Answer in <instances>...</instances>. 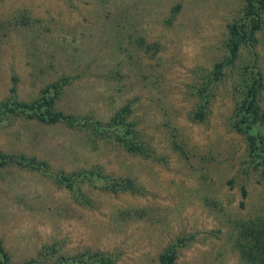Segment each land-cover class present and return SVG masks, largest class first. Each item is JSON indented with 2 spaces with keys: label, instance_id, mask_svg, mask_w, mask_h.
<instances>
[{
  "label": "rangeland",
  "instance_id": "rangeland-1",
  "mask_svg": "<svg viewBox=\"0 0 264 264\" xmlns=\"http://www.w3.org/2000/svg\"><path fill=\"white\" fill-rule=\"evenodd\" d=\"M242 5L0 0V101L12 85L18 99L30 100L62 78L54 108L79 119L73 126L7 112L0 151L34 156L51 170L96 167L102 177L83 176L82 194L73 196L38 169L0 163L8 261L44 264L100 251L112 264H157L168 242L182 237L173 264H263L247 246L264 243V176L234 128L233 102L252 69L264 89V23L204 81L225 60L228 24L243 19ZM257 98L264 114V92ZM125 104L124 120L146 155L114 134L88 133L89 121H108Z\"/></svg>",
  "mask_w": 264,
  "mask_h": 264
},
{
  "label": "trees",
  "instance_id": "trees-1",
  "mask_svg": "<svg viewBox=\"0 0 264 264\" xmlns=\"http://www.w3.org/2000/svg\"><path fill=\"white\" fill-rule=\"evenodd\" d=\"M242 18L240 21L235 20L228 24L225 60H219L213 64L212 70L204 78L205 83L207 80L214 78L216 74H219L226 62H231L236 58L241 42L252 40L254 31L262 27L264 23V0H243ZM62 82H64L62 78L50 82L41 90L37 97L30 100L18 99L14 94L15 87L12 85L9 88L10 94L0 101V120L7 112H12L28 118H36L48 122L62 121L68 125L75 126L79 123L77 116L54 108V97L59 91ZM263 92L260 74L257 70L252 69L250 82L246 86L244 93L234 96L233 116L234 128L246 137L249 160L259 168L260 173L264 176V114L260 109L257 98L259 93L262 94ZM127 111L128 105L125 104L108 121H89L90 129L87 128L88 133L89 135L92 134V136H95V134L101 136L114 134L126 150L146 155L145 147L134 139L136 135L131 127L132 123L124 120ZM10 161L40 170L50 176L56 184H61L69 189L73 196L82 194L77 183L84 177L102 179L100 171L96 167L68 172L62 169L51 170L48 169L45 161L37 160L34 156H26L24 154L18 156L5 155L0 151V163ZM122 182L124 188H127L130 184V181L125 178L122 179ZM242 193L244 194V190H242ZM182 242V237L169 241L158 253L157 264H173L176 258L177 246L182 244ZM254 244L255 246H247L248 255L251 258H258V261L264 264V243L256 239ZM75 258L81 260V262L90 261L98 264H112L100 251L80 252L75 255ZM75 258L57 255L52 262L47 261L44 264H62V262L69 264L76 261ZM40 262V260L34 258H29L20 263L8 261L0 242V264H40Z\"/></svg>",
  "mask_w": 264,
  "mask_h": 264
}]
</instances>
